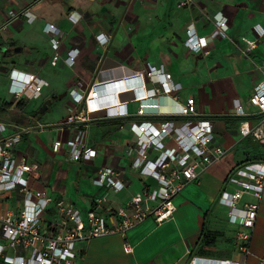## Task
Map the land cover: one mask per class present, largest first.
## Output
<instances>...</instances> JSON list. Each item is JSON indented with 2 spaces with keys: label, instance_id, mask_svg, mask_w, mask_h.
<instances>
[{
  "label": "crops",
  "instance_id": "0c3cea01",
  "mask_svg": "<svg viewBox=\"0 0 264 264\" xmlns=\"http://www.w3.org/2000/svg\"><path fill=\"white\" fill-rule=\"evenodd\" d=\"M182 1L0 0V86L9 85L7 93L12 97L7 100L0 94V102L12 103L17 113L14 125L0 121V141L20 135L12 152L17 165L36 166L25 175L32 190L45 191L56 202L69 201L83 215L92 210L108 215L126 205L157 183L132 167L138 141L134 123L150 121L159 128L169 120L179 126L183 119L176 113L189 98L195 99L198 119L211 121L215 143L226 149L221 162L174 198L177 210L172 219L157 223L149 217L126 237L82 240L77 245V264H190L193 257H238V228L228 222V208L219 197L229 172L247 161V151L258 142L239 133L241 122L252 118L242 117L237 123L219 117L241 118L239 109L255 112L249 100L255 86L264 81V36L249 54L244 53V39H257L255 29L264 31V0H193L179 7ZM222 19L229 25L227 36L212 39ZM49 25L58 28L61 42L56 64L45 31ZM189 28L208 38V55L186 46ZM98 37L109 41L101 45ZM72 49L77 57L71 66L65 59ZM12 71L42 81L41 96L31 98L29 92L16 99L10 92ZM137 72H143V77H136ZM164 74H171L172 82L182 89L154 95ZM93 85L98 91L96 105L103 109L92 112L70 93L79 88L89 91ZM20 101L27 103L25 110L16 107ZM107 107H112L110 112L123 107L127 115L108 117ZM141 108L155 115L141 116ZM75 115L88 118L69 123ZM79 133L84 135L85 148L96 151L91 160L70 158L68 142ZM58 140L63 146L55 153L53 144ZM166 147L176 143L167 140ZM130 148L134 149L131 155ZM158 154L150 150V159ZM241 155L245 158L239 160ZM105 166L113 167L125 184L120 192L94 185ZM23 202L19 189L2 193L0 216L7 211L18 215ZM204 229L218 233L214 244L203 246ZM125 241L131 253L125 251ZM247 264H264V195Z\"/></svg>",
  "mask_w": 264,
  "mask_h": 264
},
{
  "label": "built area",
  "instance_id": "2783aa9c",
  "mask_svg": "<svg viewBox=\"0 0 264 264\" xmlns=\"http://www.w3.org/2000/svg\"><path fill=\"white\" fill-rule=\"evenodd\" d=\"M192 2L193 0H183L179 7L190 5ZM216 26L211 38L226 37L229 29L227 19L217 22ZM45 31L51 37V46L56 52L53 64H56L60 58L58 50L61 43L57 38L58 28L49 25ZM255 33L257 39H244L247 44L245 54L255 50L259 39L264 36V31L255 29ZM188 35L186 46L191 51L209 54L207 37H199L194 28H189ZM98 41L101 45H106L109 39L98 37ZM76 57L77 54L72 49L65 61L72 66ZM135 76L141 78L143 72H137ZM159 84L160 87L153 91L154 95L161 92L172 94L182 89L180 84L172 82L171 74H164ZM42 89L43 82L34 75L11 72L10 92L16 99H22L29 92L32 93L31 98L37 99L41 96ZM92 90H95V93L92 94ZM89 91L79 88L73 89L70 94L78 104L85 101L87 111L102 110L101 106L96 105L98 100L96 86L93 85ZM249 102L255 108V112L246 114L239 109L241 117H252L241 122L240 136L243 139L251 138L264 146V81L255 86ZM111 108L106 109L108 117L127 115L123 107L110 112ZM138 114L155 115L148 113L145 108H141ZM176 114L183 119L179 126L169 120L161 123L159 128L150 121L134 123L132 129L138 141L132 167L157 183L135 194L126 205L110 211L108 215L97 210L83 215L69 201L62 199L56 202L45 191L32 190L25 175L36 166L26 162L17 165L12 152L13 146L20 142V135L1 140L0 195L19 189L24 195V202L23 209L18 215L7 211L0 216V264H77L79 253L77 245L82 240L111 235L126 237L129 230L149 217H154L157 223L172 219L177 210L174 198L189 184L199 181L209 167L221 162L226 155V149L215 143L211 121L198 119L194 98L180 104ZM87 118L75 115L68 121L72 123ZM83 138V133H79L68 142L70 158L73 161L91 160L96 155L95 150L85 148ZM170 139L176 143V147H166V141ZM62 146V141H55L53 151L58 153ZM133 150L130 148V155ZM150 150L159 153L154 160L150 159ZM118 176L113 167L105 166L98 171L93 183L120 192L125 184ZM225 185L219 203L228 208V222L238 228L235 233L238 257L236 259L193 257L190 264H247L260 201L264 195V160L248 161L235 166L229 172ZM228 187L232 190H228ZM248 197L254 200H245ZM124 248L127 253L133 251L128 241H125Z\"/></svg>",
  "mask_w": 264,
  "mask_h": 264
},
{
  "label": "trees",
  "instance_id": "16d2710c",
  "mask_svg": "<svg viewBox=\"0 0 264 264\" xmlns=\"http://www.w3.org/2000/svg\"><path fill=\"white\" fill-rule=\"evenodd\" d=\"M12 103L6 102V101H2L0 102V116L2 118L7 117V119H10L12 122L14 121V115H17V113L15 111H13L12 108ZM16 107L19 110H25L27 107V103L25 101H20L19 103H17ZM219 118H223L226 121H231V120H235L237 123H240V121H242L244 118H239V117H219ZM249 118V117H247ZM252 118V117H250ZM263 147L261 145H257L255 143H252L251 148L247 151V161H258V160H264V151H263ZM218 236V233H212L210 231L207 230H203V241L202 244L203 246H209L211 244H214L215 238ZM201 254H204V251L201 250Z\"/></svg>",
  "mask_w": 264,
  "mask_h": 264
},
{
  "label": "rangeland",
  "instance_id": "374dc122",
  "mask_svg": "<svg viewBox=\"0 0 264 264\" xmlns=\"http://www.w3.org/2000/svg\"><path fill=\"white\" fill-rule=\"evenodd\" d=\"M8 87H9V85H7V84H4L3 86H0V94L4 97V98H7V100H10V99H12V97L7 93L8 92ZM54 110H56V109H54ZM53 110V111H54ZM57 111V110H56ZM3 119H7V117H5V118H3ZM259 144V143H258ZM260 145V144H259ZM245 158V156L244 155H241L240 156V158H239V160L240 159H244ZM223 210H225V209H223ZM227 243H229L231 246H232V243L230 242V241H227ZM218 259H225V257L224 256H220V258H218Z\"/></svg>",
  "mask_w": 264,
  "mask_h": 264
},
{
  "label": "water",
  "instance_id": "95a60500",
  "mask_svg": "<svg viewBox=\"0 0 264 264\" xmlns=\"http://www.w3.org/2000/svg\"><path fill=\"white\" fill-rule=\"evenodd\" d=\"M81 104H82V106H86V105H87L85 101H83ZM0 121H2L3 123H6V124H8V125H14V124H15V123L12 122L10 119H3V118H0Z\"/></svg>",
  "mask_w": 264,
  "mask_h": 264
}]
</instances>
